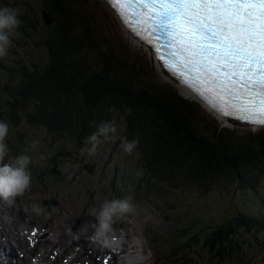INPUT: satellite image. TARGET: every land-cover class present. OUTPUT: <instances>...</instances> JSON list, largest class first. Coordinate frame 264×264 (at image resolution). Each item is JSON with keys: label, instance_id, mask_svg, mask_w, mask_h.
Listing matches in <instances>:
<instances>
[{"label": "rangeland", "instance_id": "rangeland-1", "mask_svg": "<svg viewBox=\"0 0 264 264\" xmlns=\"http://www.w3.org/2000/svg\"><path fill=\"white\" fill-rule=\"evenodd\" d=\"M83 1L91 8L100 26L108 31L129 56L128 63L132 70L128 73L133 76L135 83H165L177 89L181 96L194 100L160 72L149 49L121 27L102 0ZM3 7L17 10L21 25L17 29L18 34L11 37L12 45L8 55L0 59V101L4 99L8 83L7 74L15 68L14 59L24 64H29L30 61L41 65L46 63L47 55L41 40L46 31L44 23L50 21L48 17L43 18L41 0H0V8ZM196 102L201 112L214 118L222 128L235 133L255 130L223 123ZM107 122H114L116 132L110 135L116 138L105 140L100 137L101 143L96 154L91 156L87 152L91 145L86 142L79 147L73 143L60 144L58 141H52L48 137L52 135L45 134L42 128H12L7 124L9 132L6 144L9 151L2 163L8 162L9 157L21 154L30 156L32 180L30 190L17 197L14 203L9 204L0 199V247L2 246L5 252L3 255L4 252L0 251V259L3 257L6 260L1 264H7L10 255L14 257L15 253L23 252L26 253L25 257L20 256L16 261L66 264L61 262L73 257L74 262L80 258L87 259L92 264H102V256L108 253L110 257L111 250L93 245L87 238L92 229L82 233L81 228L89 222H95L93 210L98 211L105 200L131 197L137 206L134 213L117 220L114 225L117 235L123 232L127 242L123 247L113 249L117 253L112 256L114 262L107 259L110 264L119 263L121 257L118 254L129 256L132 259L129 264L133 261V264H170L163 259L156 260V257L163 258L174 245L176 247L177 242L180 244L189 238L194 230L201 227L202 236L207 229L220 226L222 222L231 223L230 218L234 214L264 216L262 173L256 175L252 185L235 181L225 184V189L219 192L214 190L207 197L194 194L187 188L156 184L144 187L142 179L147 183V177L140 174V170L133 168L138 156L136 149L127 154L120 146L121 141L125 139L124 114L112 112ZM99 126H96L97 130ZM24 141H28V144H23ZM52 167L59 175L51 173L57 175L52 179L51 176L38 177V173L48 172ZM137 180L142 186H135ZM48 203L57 204L46 205ZM33 204L42 207L44 212L40 215L33 214ZM186 224H192L196 228L192 229L191 225ZM34 227L37 229L35 236L32 235ZM237 230L241 234L238 238L249 242V245L243 244L246 246L241 248L242 260L231 255L232 258L228 256L218 262H212L209 255L211 252L200 249L197 243L194 248L198 250V254L192 247H185L189 250L188 256H182L183 260L172 264H264V238L252 232L251 227L248 229L251 234L245 233L241 227H237ZM137 236L147 241L142 252L132 245L133 238ZM251 247L255 249L252 250ZM87 249H90L91 256H85Z\"/></svg>", "mask_w": 264, "mask_h": 264}, {"label": "trees", "instance_id": "trees-1", "mask_svg": "<svg viewBox=\"0 0 264 264\" xmlns=\"http://www.w3.org/2000/svg\"><path fill=\"white\" fill-rule=\"evenodd\" d=\"M41 2V13L50 20L44 23L41 40L47 61L41 65L13 60L15 68L7 74L0 101V122L12 128H42L52 141L79 147L118 111L124 114L125 139L138 141L133 168L147 177V183L142 179L145 187L187 188L207 197L235 181L252 185L258 173L264 174V128L229 131L173 86L135 83L128 73L129 56L83 0ZM51 173L59 175L54 167L37 175L57 176ZM230 220L202 236L201 227L194 230L169 255L157 259L180 262L188 256L185 247L197 250L194 245L199 243L200 249L211 252L212 262L231 255L242 260L241 248L249 242L238 238L237 227L247 234L251 227L264 238V216L239 213Z\"/></svg>", "mask_w": 264, "mask_h": 264}, {"label": "snow or ice", "instance_id": "snow-or-ice-1", "mask_svg": "<svg viewBox=\"0 0 264 264\" xmlns=\"http://www.w3.org/2000/svg\"><path fill=\"white\" fill-rule=\"evenodd\" d=\"M110 2L222 116L264 127V0Z\"/></svg>", "mask_w": 264, "mask_h": 264}, {"label": "clouds", "instance_id": "clouds-1", "mask_svg": "<svg viewBox=\"0 0 264 264\" xmlns=\"http://www.w3.org/2000/svg\"><path fill=\"white\" fill-rule=\"evenodd\" d=\"M21 21L17 10L3 7L0 8V59L8 55V50L12 45L11 37L18 34L17 29ZM9 127L6 123L0 122V199L7 201L9 204L15 202L17 197H21L31 188L32 174L30 164L32 158L28 155L21 154L15 157H9L8 162L2 163L8 155V146L6 137ZM116 127L114 122H103L96 133L86 138V143L91 147L87 149L88 154L95 155L98 145L101 143L100 137L115 139L114 134ZM138 141H121V148L127 154H131L137 147ZM136 205L132 202L131 197L124 199L105 200L99 210H93L94 223L89 222L82 226L81 232L86 233L89 228L92 229L91 235L87 238L95 246L101 249H118L123 247L127 242L125 234L121 232L117 235L114 228L117 220L125 218L128 214L136 211ZM33 214L40 215L44 209L37 204L31 206ZM132 245L137 250L143 251L147 241L140 236L134 237Z\"/></svg>", "mask_w": 264, "mask_h": 264}, {"label": "bare ground", "instance_id": "bare-ground-1", "mask_svg": "<svg viewBox=\"0 0 264 264\" xmlns=\"http://www.w3.org/2000/svg\"><path fill=\"white\" fill-rule=\"evenodd\" d=\"M105 4H106V6L109 8V10L112 12V14H114V16H115V18L117 19V21L119 22V24L121 25V27L125 30V31H127L129 34H131L132 36L133 35H136L137 33H136V30H134V29H132V30H130V32L125 28V26L123 25V23L121 22V18L119 17V15L117 14V11L114 9V7L112 6V4H111V2L109 1V0H102ZM43 18L45 19V17L43 16ZM137 40V39H136ZM138 41V40H137ZM139 42V41H138ZM152 55H154V54H152ZM157 66L159 67V70H160V72L162 71V69H161V66L160 65H158L157 64ZM178 85V83H176V86ZM181 87H183V89H181V88H179V90H182V91H184L188 96H190V97H192V98H194V96L190 93V91L185 87V86H181ZM186 94H184V95H186ZM224 123H228V124H230V125H233V126H242V127H247V128H250V129H259V128H264V127H257V126H252V127H250L249 125H247V124H242V123H235V122H232V121H229V120H226V121H224ZM42 172H44V171H41V173ZM142 184H143V186H144V182H142ZM129 185H132V183H129ZM136 185H140V183L138 184V180L136 181V184H135V186ZM140 186H142V185H140ZM145 187V186H144ZM51 204H54V205H56L55 203H48V204H46V205H51ZM178 236H180V235H178ZM174 237H176V236H174ZM17 246V245H16ZM18 247V246H17ZM174 247H175V245L172 247V249L166 254V255H169L170 254V252L174 249ZM13 249V248H12ZM20 250H22V249H20ZM0 251L1 252H4V250H3V247L1 246L0 247ZM159 251H160V249H159ZM14 252H15V250H14ZM25 252H23L22 254H16L15 253V256L13 257V255H10L9 257H10V259H8L7 261V264H10V262H13V264H22V262H27V264H32V262L31 261H20V262H18V261H16V259L17 258H19L20 256H21V258L23 257H25V254H24ZM2 255V254H1ZM3 255H5V252L3 253ZM121 258H120V260H119V263L118 264H129L131 261H132V259L129 257V256H125L124 254H118ZM124 256V257H123ZM163 257H165V255H163ZM113 258V257H112ZM107 259H109V257H107ZM68 260H70V261H72V262H74V260L75 259H73V257L72 258H68ZM111 260V259H110ZM5 262L6 260L3 258V257H1V259H0V264L2 263V262ZM112 262H114V261H112ZM75 263V262H74ZM133 263H134V261H133ZM34 264V263H33ZM35 264H38V262L37 263H35ZM40 264H44L43 262H41ZM66 264H68V263H66Z\"/></svg>", "mask_w": 264, "mask_h": 264}, {"label": "water", "instance_id": "water-1", "mask_svg": "<svg viewBox=\"0 0 264 264\" xmlns=\"http://www.w3.org/2000/svg\"><path fill=\"white\" fill-rule=\"evenodd\" d=\"M44 17H46V16H44Z\"/></svg>", "mask_w": 264, "mask_h": 264}]
</instances>
